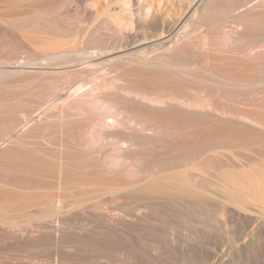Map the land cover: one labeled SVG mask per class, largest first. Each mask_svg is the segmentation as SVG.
Segmentation results:
<instances>
[{
	"label": "bare ground",
	"instance_id": "bare-ground-1",
	"mask_svg": "<svg viewBox=\"0 0 264 264\" xmlns=\"http://www.w3.org/2000/svg\"><path fill=\"white\" fill-rule=\"evenodd\" d=\"M2 1L7 5L0 8V19L16 23L15 34H21L20 42L32 62L43 59L47 63L42 64L48 65L70 53L69 44L48 37L51 26H34L35 22L26 20L29 13L49 14L47 5L35 3L34 10L21 11L15 7L17 0ZM158 1L159 11L166 0ZM100 2L93 0L91 10L97 11ZM133 3L138 4L139 17L157 19L149 0H119L118 6L128 10ZM188 9L179 31L158 36L144 33L141 39L153 42L146 47L110 45L84 53L86 63L72 71L74 80L68 89L56 86L61 90L53 104L31 114L20 128L23 118L0 121L4 124L0 126V157L18 148L43 152L62 178H84L79 187L103 179L107 189L122 192L138 184L140 198L122 196L130 203H105L104 213L94 215L106 225L125 227L129 237L133 233L127 225L170 216L167 203L177 201L170 196L189 200L209 179L223 188V193L217 188L200 191L221 201L222 211L210 219L218 226L235 220L232 206L249 213L250 204L258 202L264 210V0H191ZM18 20L25 21L19 24ZM110 24L116 32L135 29L134 18L123 19L117 13L111 15ZM196 26H204V30L195 37L191 29ZM23 74L27 75L17 68L0 70V89H21L30 83ZM40 80L34 76L31 82L42 87ZM76 95L84 98L80 106L92 108L91 119L102 137L101 149L116 155L110 166L89 159L90 153L69 134L78 122L68 113L69 99ZM250 96L252 106L244 103ZM1 109L0 115H4L5 109ZM40 138L60 140L63 146L57 151L34 147ZM230 163L234 172H219V166ZM228 201L231 205L224 204ZM150 202L158 205L150 207ZM70 204L79 210L85 202ZM42 205L50 208L35 216L39 220L54 216L61 224L71 223L67 206L51 201ZM247 213L243 217L250 218ZM20 218L2 214L0 222L16 226ZM212 236L222 239L223 235L200 234L202 238Z\"/></svg>",
	"mask_w": 264,
	"mask_h": 264
},
{
	"label": "rangeland",
	"instance_id": "rangeland-1",
	"mask_svg": "<svg viewBox=\"0 0 264 264\" xmlns=\"http://www.w3.org/2000/svg\"><path fill=\"white\" fill-rule=\"evenodd\" d=\"M149 2L154 4L157 13V19L151 21L138 16V4L133 3L128 11L119 8V0H101L97 11L91 10L93 0H17L15 7L21 11L34 10L35 3L47 5L49 14L29 13L26 20L35 22L31 24L34 26H51L48 37L63 45L69 44L70 53L62 60L50 61L48 65L42 64L47 63L43 59L32 62L21 34H15L16 23L0 19V70L22 69L27 74H23L24 79L30 82L21 89L7 86L0 89L3 100L0 111L5 109L0 121L12 123L23 118L20 128L31 114L35 115L53 104L60 90L68 89L74 80L72 71L86 63L83 54L87 51L107 49L110 45H119L120 49L129 45L146 47L153 42L141 39L144 33L158 36L161 32L179 31L191 0H175L173 3L166 0L165 8L159 11L156 9L158 0ZM6 5L0 0V8ZM113 13L123 19L134 18L135 29L112 30L110 19ZM46 15L50 19L47 20ZM24 21L18 20V23ZM191 30L196 37L204 26ZM37 49L42 51L40 47ZM200 62L204 64L203 59ZM34 76L40 77L42 87L31 82ZM57 85L65 88L57 91ZM252 97L244 103L254 105ZM69 100V118L78 121L69 131L71 138L90 153L89 159L101 165H112L116 155L101 149L102 137L100 128L91 119L94 117L92 108L80 106L84 98L79 95ZM5 132L6 129L3 134ZM51 141L40 138L34 147L57 151L63 146L60 140ZM12 150H7L9 152L0 157V182L4 183L0 184V215L21 217L22 221L16 226L0 222V264H264V242L256 240L264 239V210L257 206L260 203L250 204L249 213L232 206L235 220L218 226L210 219L222 211L221 201L209 199L207 192H200L210 188L223 189L211 183L210 179L204 181L203 188L189 200L170 196V199H177L167 203L170 216L152 223L145 221L139 225H127L133 233L129 237L125 227L106 225L94 215L104 213L105 203H130L122 196L129 200L140 198L138 184L122 192L107 189L103 179L79 187L84 178H62L53 162L50 163L51 158L43 152L32 153L25 148ZM232 165L219 166V172H234ZM221 190L217 192L223 193ZM47 201L56 206H67L66 216L71 223L61 224L54 216L47 220L36 218L39 212L50 208L42 205ZM73 201H84V207L74 210V205L70 204ZM224 204L231 205L229 201ZM148 205L152 207L158 203L150 202ZM246 213L250 218L243 217ZM147 226L151 228L145 230ZM201 233L223 236L222 239L214 236L202 238Z\"/></svg>",
	"mask_w": 264,
	"mask_h": 264
}]
</instances>
